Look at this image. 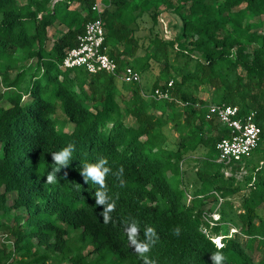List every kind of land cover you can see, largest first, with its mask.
<instances>
[{
    "label": "trees",
    "instance_id": "16d2710c",
    "mask_svg": "<svg viewBox=\"0 0 264 264\" xmlns=\"http://www.w3.org/2000/svg\"><path fill=\"white\" fill-rule=\"evenodd\" d=\"M50 1L0 0V264H146L138 243L150 247L148 264H216V237L220 264H264V149L258 163L228 173L214 149L227 131L204 119L208 104L252 111L264 143V31L250 21L264 16V0H98L106 54L117 73L135 70L143 87L61 69L97 1ZM70 2L85 15L67 10ZM54 23L66 31L46 51ZM22 59L35 60L30 72ZM155 89H167V99H152ZM69 145L53 172L51 154ZM187 160L199 182L190 196L181 174ZM89 164L108 169L103 185L84 182ZM238 193L233 211L228 199ZM209 200L226 207L205 208ZM134 227L136 243L128 238Z\"/></svg>",
    "mask_w": 264,
    "mask_h": 264
},
{
    "label": "built area",
    "instance_id": "2783aa9c",
    "mask_svg": "<svg viewBox=\"0 0 264 264\" xmlns=\"http://www.w3.org/2000/svg\"><path fill=\"white\" fill-rule=\"evenodd\" d=\"M91 11L95 13L94 19L84 24L82 33L76 36V46L65 54L59 67L63 69L80 68L88 74L103 72L113 75L119 82L138 84L140 75L132 68L124 67L121 72L117 73L116 64L108 57L103 45L104 28L100 17L102 7L95 4L91 7ZM170 85L171 82H168L167 87ZM167 96V89L163 91L155 89L150 95L154 100H165ZM254 117L255 113L252 111L239 116L234 106L215 104L206 106L204 119L206 121L215 119L227 131L226 136L220 138L214 146L215 162L227 167L226 171L230 170L232 165H238L247 159L257 148L260 129L255 124ZM210 218L211 221L207 222L209 226L217 221L218 216L212 214ZM219 239L220 237L214 238L216 241Z\"/></svg>",
    "mask_w": 264,
    "mask_h": 264
},
{
    "label": "rangeland",
    "instance_id": "374dc122",
    "mask_svg": "<svg viewBox=\"0 0 264 264\" xmlns=\"http://www.w3.org/2000/svg\"><path fill=\"white\" fill-rule=\"evenodd\" d=\"M250 21H252V22H260L261 28H259L257 30V32H263L264 31V16L261 17L260 21L257 18L251 19ZM159 22L161 23V28H162V31H163L165 37L169 38L173 32H171L170 30H168L166 28L167 19H165V18H163V16H161V18L159 19ZM142 27H143L142 25H140L139 28H138V26H136V28L134 26L135 29H137V28H138V30L140 29L139 32L137 30L136 34H140V32L142 30ZM51 35H53V34H51ZM16 56L19 57V58H22V55L19 52L16 53ZM34 66H35V60L34 59H31V60L30 59H22L21 67L22 68L23 67L26 68L28 70V72H30L34 68ZM61 69H63V68H61ZM143 81L144 80H142L140 78V81H139V86L140 87L141 86L143 87V84H144ZM0 91H2V86H0ZM146 93H148V92H146ZM0 105L1 106H5L6 103L2 101V102H0ZM55 115H62L60 108L56 107ZM61 120L62 119H59L57 117V119H56V127H58L61 124ZM66 129H67V127H64V130H66ZM262 149H264V143H263V141H260L258 143L257 148L253 152H251L249 157L247 159H245L244 161L240 162L238 165L239 166H243V165L246 164L247 166L248 165L251 166L252 164L258 163L259 159L261 158V150ZM195 167H196L195 164H193V162L189 161V160H187V162L185 164L181 165L182 183L184 185V188L188 192L187 196H190L189 194H192L196 190V188H199V182L196 180V177L194 175ZM226 172L229 173V170H227ZM243 174H244V171L242 169L241 171L235 172V177L237 179H240ZM240 195H241V193H238L237 195H235L232 198L228 199V201H229L228 207L231 208L233 211L237 210V208L239 206L238 199H239ZM220 207L223 208V209L226 207V206H224V202L220 203V205H219V203L214 204V202H211L209 200V201L206 202V207L205 208H214V210L216 212H218ZM231 209L229 210L230 211L229 213H228V210L226 211L227 216H225V221H224L225 223L229 224L228 225L229 234H232V232H235L237 230L236 229L237 226H233V224L237 223V220H236V217H235V214H234L236 212L233 213ZM216 212L212 213V214L215 215ZM212 214H210V215H212ZM243 240H244V237L239 236V242L242 243ZM213 241L215 242L216 240L213 239ZM85 251H89V249L87 248ZM89 257H92V256L90 255V256H88V258ZM46 264H54V263L49 261ZM62 264H67V263L63 262Z\"/></svg>",
    "mask_w": 264,
    "mask_h": 264
},
{
    "label": "clouds",
    "instance_id": "9594fccd",
    "mask_svg": "<svg viewBox=\"0 0 264 264\" xmlns=\"http://www.w3.org/2000/svg\"><path fill=\"white\" fill-rule=\"evenodd\" d=\"M73 145H69L68 147L62 149L59 152L52 153L51 154V161L55 165L53 172L60 171L56 165L65 163L66 158L71 155V152L69 151L70 148H72ZM106 159H103L102 162H105ZM108 171V169H104L101 171V167L99 165L95 164H89L87 166V174L84 177V182L86 183L88 178L90 177L94 181L98 182L99 184L103 185L105 182V173ZM56 177L53 173H49L46 177L47 183H53L55 181ZM98 199L95 201L96 204H103L104 199L100 196V193L97 192ZM114 205H109L107 208L104 209V211L101 213V216L103 217L104 224H107L110 220L109 212L112 211L114 208ZM178 232V229L176 230ZM136 236H137V230L136 228H132L130 233L128 234V238L132 240L133 243H136ZM217 238V237H216ZM220 240V239H219ZM215 241L217 251L212 254V259L216 262V264H220L221 261L225 259V257L222 255V249L224 245L219 241ZM136 252L139 254V256L146 261V264H148V257L145 256V253H148L150 251V247L143 243H138L136 245ZM151 264H154L152 261Z\"/></svg>",
    "mask_w": 264,
    "mask_h": 264
},
{
    "label": "crops",
    "instance_id": "0c3cea01",
    "mask_svg": "<svg viewBox=\"0 0 264 264\" xmlns=\"http://www.w3.org/2000/svg\"><path fill=\"white\" fill-rule=\"evenodd\" d=\"M57 1H60V0H51L49 3V8H51L52 5ZM96 1H97V4L102 7V10H103L104 6L102 5V3H100V1H98V0H96ZM67 10L79 13V15H81V16L85 15V11L81 10L79 5L75 2H70L68 4ZM94 17H95V13H94ZM65 31H66L65 27L62 25H59L57 23H54L49 29H47V39L45 42V50L47 51L49 49L51 43L54 42L58 37H60V35L62 33H64ZM51 34H53V35H51Z\"/></svg>",
    "mask_w": 264,
    "mask_h": 264
}]
</instances>
